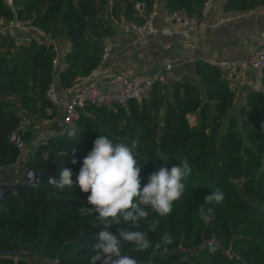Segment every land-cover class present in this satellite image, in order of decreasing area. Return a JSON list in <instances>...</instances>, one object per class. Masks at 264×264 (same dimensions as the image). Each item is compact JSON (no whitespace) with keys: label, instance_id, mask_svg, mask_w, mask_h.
I'll list each match as a JSON object with an SVG mask.
<instances>
[{"label":"trees","instance_id":"1","mask_svg":"<svg viewBox=\"0 0 264 264\" xmlns=\"http://www.w3.org/2000/svg\"><path fill=\"white\" fill-rule=\"evenodd\" d=\"M0 0V19L17 20L41 29L57 43V48L37 40L26 45L0 34V170L12 167L24 151L10 140L19 132L23 118L30 125L19 134L25 147L35 122L47 108L56 107L46 92L56 82L63 90L72 89L79 78L90 75L100 64L106 38L114 30L106 22L107 12L116 20L142 23L155 0ZM207 0H166L164 9L184 12L203 19ZM136 3H142L141 14ZM264 0H226L224 12L245 13ZM101 34L96 38L92 32ZM22 37L24 33H18ZM62 39L69 49L65 66L55 77L53 59L59 55ZM195 78L156 81L147 95L112 107L89 105L63 133L48 138L35 148L26 161L41 171L38 187L19 184L5 194L0 209V264H90L92 248L103 230L95 215H82L78 208L87 196L78 186L57 189L48 183L63 168L71 169L73 184L83 159L92 150L98 135L114 142L134 145L141 166V189L150 174L169 169L187 159L192 174L184 180L185 192L172 212L157 217L149 210V220L159 219L155 232L141 220L136 228L121 223L118 229L147 233L152 247L140 252L131 243L122 246L138 264H264V93L250 90L237 116L232 114L235 92L232 80L215 65L196 60ZM261 81L264 82V68ZM182 90V92H181ZM247 107V108H246ZM195 115L191 125L189 116ZM52 117V116H51ZM69 131H75L69 136ZM75 159L76 163H72ZM223 202L213 203L211 219L201 220L198 208L204 197L216 190ZM98 215V214H96ZM168 233L171 244L162 237ZM160 244L156 248V244ZM216 247L213 254L210 247ZM97 264H101L97 261Z\"/></svg>","mask_w":264,"mask_h":264},{"label":"crops","instance_id":"2","mask_svg":"<svg viewBox=\"0 0 264 264\" xmlns=\"http://www.w3.org/2000/svg\"><path fill=\"white\" fill-rule=\"evenodd\" d=\"M166 0H155L151 10L155 12L152 19L153 24L161 28L165 25L173 29L171 35H149L140 36L127 28L125 19H114L107 12L106 22L114 30L113 40L117 47L113 49L110 57L95 69L94 76L99 85L107 88L110 78L114 75L125 74L135 82H141L149 75L164 68L166 64L173 65L175 79L184 75L195 78L192 65L196 60L209 63L219 61H243L247 60L253 53L264 48V14L249 13L226 20L215 26H209L195 41L188 42L180 34L181 26L175 22H169L164 16V4ZM226 0H212L208 6L203 19L208 25L216 23L224 15L223 4ZM111 1L109 0V9ZM147 15L145 14L144 17ZM60 52L55 70V77L65 64L63 55L69 49L67 40L59 42ZM235 92V103L233 113L237 115L240 105L250 90H259L264 93V82L252 70H238L232 80ZM54 89L60 100L68 94L69 90H63L58 83ZM56 107V106H55ZM61 107H56V114L52 117L44 114V118L35 122L32 127V136L29 139L24 153L19 161L12 167L3 171L5 176L16 175L26 160L32 155L30 153L31 142L45 136L56 135L60 124ZM191 125L196 123L195 115L189 116ZM192 122V123H191Z\"/></svg>","mask_w":264,"mask_h":264},{"label":"clouds","instance_id":"3","mask_svg":"<svg viewBox=\"0 0 264 264\" xmlns=\"http://www.w3.org/2000/svg\"><path fill=\"white\" fill-rule=\"evenodd\" d=\"M264 128V125L261 126ZM74 136L75 131H69ZM135 146L124 142H114L108 136L98 135L93 142L92 150L83 159L82 167L73 184L72 171L63 168L58 178L50 176L48 183L53 187L64 190L78 186L87 196V204L93 207L80 206L78 211L82 215H95L105 230L99 233V243L92 251L90 264H138L130 255H123V244L131 243L137 251L143 252L152 247L147 233L140 230L118 229L119 235L108 231L112 224H127L136 228L139 221L148 224L149 230L155 232L160 224L159 219L149 220L151 210L157 217L168 216L173 205L185 192L184 180L192 174V168L185 158L180 164L170 169L161 167L150 174L148 183L141 189V166L138 165L133 152ZM72 163H76L73 159ZM224 194L216 190L204 197V203L198 208L199 218L205 222L211 219L213 203L219 204L224 200ZM98 214V215H96ZM165 244H171L172 238L168 233L162 237ZM156 248L160 244L155 245ZM216 247H210L215 253Z\"/></svg>","mask_w":264,"mask_h":264},{"label":"built area","instance_id":"4","mask_svg":"<svg viewBox=\"0 0 264 264\" xmlns=\"http://www.w3.org/2000/svg\"><path fill=\"white\" fill-rule=\"evenodd\" d=\"M7 4L11 6L12 0H6ZM212 0H207L201 13L204 17L206 14L208 6L211 4ZM136 9L141 14L143 9L142 3H136ZM249 13H258L264 14V6H259L254 10L245 13H234V12H225L224 15L213 23L212 25H208L204 19H198L196 16H188L184 12H169L164 9L165 19L169 22L178 23L180 28V34L184 39L188 42L195 43V41L199 38V36L209 27L215 26L218 23H221L226 20H231L239 16H243ZM155 15V12L152 11L145 17L142 23L128 22L127 28L136 32L140 36H149V35H171L173 34V29L165 25L161 28L156 27L152 19ZM24 33L22 37H18V33ZM8 33L10 37L14 38L17 41H20L23 45L28 44L33 37L41 42H45L47 44H52L57 48V43L51 39L46 33H44L41 29L24 25L19 21L13 19L8 22H3L0 19V34ZM117 47V42L113 40V38H106L103 44L102 56L100 64L105 62L111 55L113 49ZM58 56L53 59L54 67L57 66ZM218 67L221 71L226 74L228 79L233 80L235 77V73L238 70H249L252 69L256 75L261 79L262 70L264 68V48L259 49L255 53H253L247 60L243 61H219L211 63ZM95 70L88 76L79 78L75 84V86L69 90L68 94L64 97V99L60 100L55 89L54 84L52 83L46 95L49 101L54 106L61 107L60 113V124L56 130V134H63L73 123L76 121L81 113H85V107L89 105H97V106H105L112 107L114 104L125 105L131 99H137L144 97L150 91L152 85L156 81H166L175 79L173 72V65L166 64L163 69L156 71L150 77L144 79L141 82H135L131 80L125 74L122 75H114L110 78L108 82L107 88L99 85L96 77L93 75ZM45 114L48 116H53V111L51 108H47ZM30 125L29 118H23L20 123L19 132H14L10 136V140L15 144V146L24 151L26 149L25 144L19 137L21 133V129L24 126ZM51 135L45 136L41 139H36L31 142L30 153L32 154L36 147L39 145H45L48 138ZM22 159L21 157L17 161V163ZM27 161V160H26ZM41 171L38 169L30 168L25 163L21 166L18 173L11 177L3 175L0 170V209L2 206V201L5 198V194L9 190H13V188L19 184H24L28 187L36 188L41 182ZM10 255V252H0V258H4ZM140 264V263H139Z\"/></svg>","mask_w":264,"mask_h":264},{"label":"water","instance_id":"5","mask_svg":"<svg viewBox=\"0 0 264 264\" xmlns=\"http://www.w3.org/2000/svg\"><path fill=\"white\" fill-rule=\"evenodd\" d=\"M92 34H93L96 38H100V37H101V34L98 33V32L93 31ZM152 75H153V74H152ZM150 76H151V75H149V77H150ZM181 92H182V90H181ZM246 108H247V107H246ZM1 172H2V170H1Z\"/></svg>","mask_w":264,"mask_h":264},{"label":"rangeland","instance_id":"6","mask_svg":"<svg viewBox=\"0 0 264 264\" xmlns=\"http://www.w3.org/2000/svg\"><path fill=\"white\" fill-rule=\"evenodd\" d=\"M233 115H235L233 112H232ZM237 116V115H236ZM192 123V122H191Z\"/></svg>","mask_w":264,"mask_h":264}]
</instances>
